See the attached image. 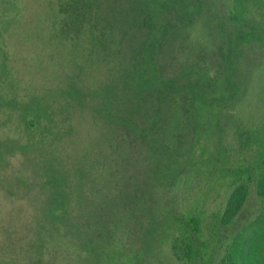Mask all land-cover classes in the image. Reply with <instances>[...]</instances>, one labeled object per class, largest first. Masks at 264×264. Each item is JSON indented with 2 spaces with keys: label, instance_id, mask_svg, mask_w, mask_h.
I'll return each instance as SVG.
<instances>
[{
  "label": "trees",
  "instance_id": "16d2710c",
  "mask_svg": "<svg viewBox=\"0 0 264 264\" xmlns=\"http://www.w3.org/2000/svg\"><path fill=\"white\" fill-rule=\"evenodd\" d=\"M32 10L41 12L26 16L28 23L98 31L92 43L104 64L102 83H84L82 92L70 82L58 107L97 98L119 152L112 179L120 171L125 178L117 182L124 192L106 198L112 206L103 203L104 219L118 217L104 228L98 206L76 220L69 184L40 174L53 184L50 204L34 239H15L29 254L17 262L147 264L149 241L160 237L176 263L264 264V0H0V28ZM37 99L26 100L22 112L35 137L45 129L43 116L54 121L53 106L43 111ZM155 193L167 205L138 232L144 213H134L131 226L122 206L133 200L142 209ZM119 220L131 231L116 229ZM125 235L131 242L138 235L133 248H124Z\"/></svg>",
  "mask_w": 264,
  "mask_h": 264
},
{
  "label": "rangeland",
  "instance_id": "374dc122",
  "mask_svg": "<svg viewBox=\"0 0 264 264\" xmlns=\"http://www.w3.org/2000/svg\"><path fill=\"white\" fill-rule=\"evenodd\" d=\"M45 1L42 0L44 4ZM39 12H23L21 22L0 28V225H6L0 228V264H19L17 261L29 259V254L24 252L26 243L20 245L15 239L23 238L28 242L34 239L37 225L41 222L42 208L50 204L46 197L53 184L41 178L44 175L40 177V174H45L48 179L56 175L55 184H58L57 179L60 185L69 184L66 200L74 209L76 220L84 222L89 219L88 209L93 203V207L98 206V214L104 220L100 226L104 228L109 227L108 222L118 218L113 216L114 208H110L113 219H104L106 213L104 215L102 206L113 204L106 198L112 194L110 198L114 199L115 195L118 197L124 192L121 184L117 183L125 178L122 171L117 182L112 179L116 173L112 162L119 160V152L108 138V127L97 98H79L78 107H58V101H65L70 82L82 92H87L84 83L93 87L102 83L104 64L96 57L97 49L92 43V36H96L98 31L40 24L36 19L28 23L26 16L35 17ZM62 36H66V40ZM4 63L7 70L2 73ZM31 96L38 98L35 101L43 106V111L54 110L52 123L41 116L45 129H42L43 134L37 133V138L27 134L22 118L25 101ZM28 144L30 154L24 149ZM125 172L127 178L131 176L130 170ZM52 200L57 201L55 198ZM167 200L162 193H155L144 202L142 209L130 200L122 206L121 216L133 226L132 215L135 213L142 217L144 213L142 220L136 221L134 226L139 232V223L148 225L153 215L162 212ZM149 210L151 213L147 216ZM120 221H114L116 229L122 233L129 232L130 227ZM90 227L95 229L94 224ZM133 237L134 243L138 241V235ZM159 239L153 237L149 241L147 264H180L172 260L168 246H160ZM116 241L119 238L115 237L114 243ZM133 242L124 236V248H133ZM45 243L50 247L58 245L57 240L49 238H45ZM70 250L75 259V248L70 247ZM48 256L46 252L45 258Z\"/></svg>",
  "mask_w": 264,
  "mask_h": 264
}]
</instances>
